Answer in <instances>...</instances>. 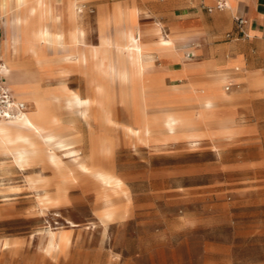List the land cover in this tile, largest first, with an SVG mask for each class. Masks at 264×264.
<instances>
[{"label":"rangeland","instance_id":"1","mask_svg":"<svg viewBox=\"0 0 264 264\" xmlns=\"http://www.w3.org/2000/svg\"><path fill=\"white\" fill-rule=\"evenodd\" d=\"M99 1L84 0L87 33L80 41L96 53L92 61L102 118L89 122L82 112L65 113L84 141L43 161H23L19 141L0 144V264H264V92L252 89L235 100L236 133V124L174 105L158 80L171 85L208 78L201 63L207 56L196 48L201 41L176 36L172 48L152 47L159 55L152 72L157 81L147 84L150 107L144 111L129 94L132 80L118 84L113 78L112 50L101 43L98 31ZM117 1L105 0L106 12ZM121 1L134 34L138 22L142 29L160 23L171 34L149 5ZM16 12L10 6L4 17ZM7 34L0 18L4 63L1 45ZM142 41L149 46L145 32ZM170 56L178 60L167 61ZM25 58L34 78L48 77L50 84L62 78V62L50 50L42 62L27 53ZM44 64L50 65L44 69ZM4 80L14 96L6 71ZM66 83L86 94L79 70L73 68ZM226 85L229 93L247 86L237 81ZM23 102L26 109L32 107ZM168 107L178 117L172 125L166 122ZM203 118L212 136H205ZM83 156L84 164L79 162ZM106 171L120 181L102 179L100 172Z\"/></svg>","mask_w":264,"mask_h":264},{"label":"bare ground","instance_id":"2","mask_svg":"<svg viewBox=\"0 0 264 264\" xmlns=\"http://www.w3.org/2000/svg\"><path fill=\"white\" fill-rule=\"evenodd\" d=\"M81 1L0 0V18L7 26L8 32L1 45L5 71L16 100L32 105L18 117H0V144H6V140L9 139L19 141L22 147L19 156L23 161H43L45 158L56 157L58 149L78 148L84 139L78 125L73 119H66L65 113L77 115V112H82L89 122L100 121L102 118L100 85L92 61L96 53L86 49L80 41V34L84 36L86 33L80 18L84 11ZM10 6L17 12L5 18L4 13ZM123 15L125 18L122 28L117 34L104 35L103 43L112 50L111 55L108 54V60L116 83L120 84L124 78L132 80L133 88L129 94L137 97L141 108L146 111L150 107L147 84L157 81L156 77L152 76L157 67V56L144 45L140 29L136 34L131 31L127 21L128 16L130 17L129 10L128 12L124 10ZM24 41L25 47L22 48L21 44ZM160 43L164 48H171L174 45L168 34L160 36ZM39 47L43 48L41 55ZM49 50L54 55L57 54L62 62L59 71L62 78L53 84L48 83V77L34 78L29 68L31 62L25 58L27 53L29 57H37V60L42 62L45 52ZM49 65L44 64L42 67L45 69ZM73 68L84 75L86 94L67 85L66 78ZM118 86L121 89L120 85ZM120 91L116 92L117 96H120ZM221 92V95L226 94L223 90ZM194 93L197 97L200 96L198 91ZM208 103L211 101L206 102ZM159 108L165 107L161 105ZM166 110L169 112L166 122L172 125L178 117L173 113L174 108L168 107ZM144 120L147 121V117ZM79 162L84 164L86 158L83 156ZM100 176L104 180L120 181L114 172H100Z\"/></svg>","mask_w":264,"mask_h":264},{"label":"crops","instance_id":"3","mask_svg":"<svg viewBox=\"0 0 264 264\" xmlns=\"http://www.w3.org/2000/svg\"><path fill=\"white\" fill-rule=\"evenodd\" d=\"M219 1L224 3L222 8L217 6ZM81 3L83 4L84 0ZM106 3L105 0L99 1L98 31L102 44L104 35L111 33L115 26H122L124 10L128 12L123 5L125 1L118 0L108 12L105 9ZM140 3L149 5V11L158 13L160 20H163L171 30V34L165 33L160 23L149 29L143 28L145 34L150 37L151 41L147 45L151 47L149 48L151 52L156 54L153 45L159 46L160 49H169L162 47L160 43V36L168 34L174 45L176 36L201 41L203 45L196 48L207 56L201 63L208 78L202 82L190 81L185 84L174 82L167 85L165 78L159 76V79L164 78L163 81L157 82L165 86L162 90L166 97L173 100L174 105L180 103L183 106H190V109L186 110L192 114L205 116L211 113L219 123L236 124L234 131L236 133L239 126L233 114L235 100L247 97L252 89L255 93L264 92V0H140ZM239 17L247 19L244 29L248 36L238 30ZM80 18L84 24V15ZM109 26L111 31L107 29ZM137 26L143 35L139 22ZM85 35L80 34L81 37ZM224 37L227 39L216 43L217 39ZM191 55L195 53L192 52ZM156 56L158 62V53ZM169 60L177 61L178 56H170L167 61ZM240 69L242 72H235ZM228 81L245 83L247 86L241 91L229 93L226 91L230 88L226 85ZM222 90L226 92L225 95H221ZM195 91H198L200 96L197 97ZM207 101L211 103L206 104ZM226 110L227 113H224ZM207 122L205 119L202 121L203 131L205 136H212L207 129Z\"/></svg>","mask_w":264,"mask_h":264},{"label":"built area","instance_id":"4","mask_svg":"<svg viewBox=\"0 0 264 264\" xmlns=\"http://www.w3.org/2000/svg\"><path fill=\"white\" fill-rule=\"evenodd\" d=\"M217 6L222 8L224 3L219 1ZM246 23L247 19L244 17H239L237 19L238 30L243 33V35L248 36V33L244 29V25ZM4 74L5 63L0 57V117L15 118L20 116L26 110V105L23 101H19L14 98L12 92L6 85Z\"/></svg>","mask_w":264,"mask_h":264}]
</instances>
